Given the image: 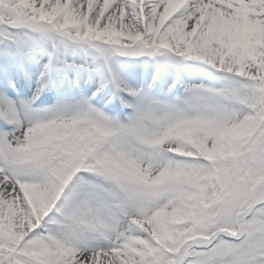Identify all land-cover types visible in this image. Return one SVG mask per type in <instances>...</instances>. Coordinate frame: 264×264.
<instances>
[{
  "label": "snow or ice",
  "instance_id": "6c2138e0",
  "mask_svg": "<svg viewBox=\"0 0 264 264\" xmlns=\"http://www.w3.org/2000/svg\"><path fill=\"white\" fill-rule=\"evenodd\" d=\"M0 264H264V0H0Z\"/></svg>",
  "mask_w": 264,
  "mask_h": 264
}]
</instances>
